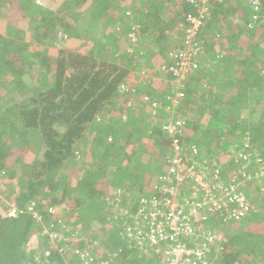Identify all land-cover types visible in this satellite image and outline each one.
<instances>
[{
	"label": "trees",
	"instance_id": "trees-1",
	"mask_svg": "<svg viewBox=\"0 0 264 264\" xmlns=\"http://www.w3.org/2000/svg\"><path fill=\"white\" fill-rule=\"evenodd\" d=\"M86 1L61 2L69 11L72 4ZM202 1L91 0L87 12L71 14L73 22H68L40 0H0V264H80L74 252L85 247L94 264H165L163 256L130 246L124 231L143 197L160 196L154 181L170 166L173 140L162 126L171 119L184 124L179 144L191 164L213 172L218 168L221 181L231 179L228 184L235 188L257 187L243 171L238 173L242 169L258 179L251 166L242 167V157L239 162L226 157L256 150L264 167V62L256 66L264 49L249 45L264 38V0ZM126 7L139 17L129 16ZM191 18L202 22L194 43L203 53L175 104L167 98L174 99L175 92L169 94L164 85L166 79L174 85L176 77L167 70L157 82L145 77L144 71L150 73L155 65L142 61V47L153 44L152 52L168 60L173 43L168 35L178 32L185 39ZM81 20L99 25L97 38L89 36V24L84 27ZM232 24L241 29L226 35ZM242 33L246 40L238 43ZM33 37L53 50L30 49ZM76 41H81L77 50ZM204 81L211 93L199 92ZM150 99L162 105L155 117L148 111ZM210 140L216 141L214 147ZM77 151L91 161L83 166ZM144 152L152 156L147 162L141 159ZM26 153H32V164ZM209 153L212 157H206ZM189 190L183 187L182 197ZM241 191L251 199L252 193ZM118 192L131 195L119 201ZM259 194L264 209V193ZM260 211L235 222L234 230L245 232L247 239L228 232L220 264L264 263ZM214 220L224 224L227 218ZM197 222L203 225L200 216ZM76 226L82 234H75ZM52 232L62 241L54 243ZM248 241L254 244L244 252L242 244ZM108 249L112 254L105 253Z\"/></svg>",
	"mask_w": 264,
	"mask_h": 264
},
{
	"label": "built area",
	"instance_id": "built-area-1",
	"mask_svg": "<svg viewBox=\"0 0 264 264\" xmlns=\"http://www.w3.org/2000/svg\"><path fill=\"white\" fill-rule=\"evenodd\" d=\"M190 22L192 25L185 30L181 48L171 51L168 60L163 61L160 66L163 70L173 72L175 82L187 80L189 75L198 69L196 60L199 54L203 53V48L194 43L202 22L196 18H191ZM131 37L136 40L135 36ZM179 96H183L181 91ZM149 102V112H153L155 117L162 105L155 99H150ZM182 125V121L171 119L162 126L173 143L169 169L155 186L160 196L141 199V206L135 215L130 216L124 235L127 243L133 245L138 252L149 251L160 258L163 256L165 264H219V252L222 250L225 234L224 231L211 233L207 230V225L217 217L241 221L256 210V205L243 191L221 181L218 168L209 172L195 162L191 164V159L188 161L183 157V149L179 144ZM194 151L197 152L195 147ZM239 155L248 159L252 152L247 150ZM263 171L262 166L256 178L259 179ZM243 172L244 176H247L244 170ZM185 186H189L192 192L182 197L181 190ZM49 212L52 213L53 209ZM198 216L202 218V226H198ZM55 237L62 240L58 234ZM74 254L80 264L96 262L86 247L76 250Z\"/></svg>",
	"mask_w": 264,
	"mask_h": 264
},
{
	"label": "rangeland",
	"instance_id": "rangeland-1",
	"mask_svg": "<svg viewBox=\"0 0 264 264\" xmlns=\"http://www.w3.org/2000/svg\"><path fill=\"white\" fill-rule=\"evenodd\" d=\"M62 0H40V3H41V5L42 6H44L46 9H48L49 11H59V13L63 16V17H66V19H67V21L68 22H73V20L72 19H70V18H68V16H70L71 14H73V13H75V12H78V14H82L83 12H87V11H85V10H88V8L91 6V4H92V2H91V0H88V1H86V2H82L81 4H77L76 5V3L75 4H72V6L70 7V10L69 11H67V10H64L63 8V4H62V2H61ZM138 1H143V0H138ZM207 1L208 0H205V2L204 3H207ZM253 1V0H252ZM122 10H124V8L122 9V7H120V11H122ZM126 10L128 11H126V13H128V15L129 16H131V17H134V19H137L138 17H139V15H136V14H134V12H132L131 11V9H129L128 7H126ZM86 17H88V19H89V22H90V17L87 15ZM84 22H82V20H81V22L80 23H82V25L85 27V26H87L88 24V26H89V31H90V33H89V36L90 37H92V39H94L95 37L97 38V36L95 35V33L97 32V30H98V27H99V25L97 24V25H95V26H90V23H88L87 21L88 20H83ZM79 23V24H80ZM116 26H114V28H115ZM233 28V29H232ZM232 28H230V27H226V29L224 30L225 31V34L226 35H229V34H231V35H233L235 32H236V29H237V33L239 32V30L241 29L239 26L237 27H235L234 28V25L232 24ZM117 30H118V26H117V28H116ZM62 30V28L60 27H58L57 28V31H61ZM35 31H33L32 33H34ZM61 34L62 33H58V39H59V37L61 36ZM169 36V39H171V43H172V45H170V47H169V51H171L176 45H180L181 44V46L183 45V43H184V38H183V35H181V34H179L178 32H176V33H171V34H169L168 35ZM250 38L249 39H253L251 36H249ZM176 39V40H175ZM183 40V41H182ZM237 41H239L238 43H241V42H243V41H245L246 40V36H245V34L244 33H242V34H239L238 35V37H237V39H236ZM236 40H230V44L231 45H234V44H236ZM30 41V40H29ZM89 41H91V40H89ZM229 41V40H228ZM72 42V41H71ZM251 42H253L252 40H251ZM31 43L32 44H30V49H33L35 46H40V47H42V48H45L46 50H48V51H52L53 49H52V45L51 44H48V43H37L35 40H34V37L32 38V40H31ZM37 43V44H36ZM258 44L259 46H263V49H264V38L263 37H261L260 38V40H259V42H253V43H249V45H254V44ZM36 44V45H35ZM81 44V41H76L74 44L72 43V45H75L76 46V50H77V46L78 45H80ZM141 47H142V45H141ZM80 48V47H79ZM78 48V49H79ZM143 50H142V55H141V59H142V61H146V58L148 59L147 60V62H150V63H153L154 65H155V67H154V69L153 70H151V72L150 73H147V72H145L144 71V74H145V77H146V75H147V77H149V78H153V79H155L156 80V82L157 81H159L160 79H161V77L162 78H164L165 79V74H163V71H165V70H163L160 66L163 64V61H166L164 58H162L163 56L162 55H157L156 53H153L152 52V49L154 48V45L152 44L151 46H149L148 45V47L147 46H144L143 45ZM56 50H59V46L56 48ZM79 51H82V49L81 50H79ZM132 51H133V49H131V48H128L127 49V52L128 53H131L132 54ZM223 54V53H222ZM222 54H220L219 56L221 57L222 56ZM162 56V57H161ZM212 57V55H209L208 56V58H211ZM259 60H260V62H258L257 63V65L256 66H260V67H262V65H263V62H264V55H261V56H259ZM201 76V75H200ZM186 81V80H185ZM185 81L183 80V81H177V82H175L174 81V85H172L171 83H169L168 81H167V79H166V81H165V85L164 86H166L167 85V87L168 88H170L169 89V94H171L172 93V91H175V98L173 99V98H171V97H167L168 99H172L173 100V103H175L176 104V102L178 101V99L180 98V96H179V91H181L180 90V87H183L184 85H185ZM203 83V82H202ZM194 86V85H193ZM200 87H201V89L199 90V92L202 94V93H204L205 92V94H207L209 91H210V85L208 84H206V81H204V83L202 84V85H199ZM3 88V90L4 91H1V93H3L2 94V96H6V94H7V90L5 89V87H2ZM210 93H211V91H210ZM9 97H12V96H9ZM148 111H149V109H148ZM205 119V118H204ZM89 142H91V141H89ZM210 143H211V145L214 147L215 145H216V141L215 140H210L209 141ZM92 145H94V143H93V141L89 144V146L91 147ZM206 145V144H205ZM204 145V146H205ZM246 145H247V147L249 146V143H246ZM27 150V148H25V151ZM218 152H219V155H221V157H222V152H223V150H218ZM77 158H76V160L77 161H79V162H82L83 164V166L84 165H86L88 162H90L91 160H89L88 159V156H86V155H83V158H82V156L78 153V151H77ZM209 154H211V153H209ZM232 156L230 157V156H228V157H226V156H223L224 158L226 157V160H227V162H229L232 158L233 159H235L236 160V162H239V157H240V155H239V153L238 152H236V151H232ZM31 155H32V153H31ZM29 153H26V156H25V158H26V161H30V164H32V162H33V160L31 159V156ZM212 155L213 154H211V155H209V156H206V157H212ZM244 155V154H243ZM141 156V155H140ZM214 156L216 157V158H219V156L216 154V153H214ZM239 156V157H238ZM152 158V156L151 155H148L146 152H144L143 153V155L141 156V159L144 161V162H147V161H149L150 159ZM216 158H205V161H207V160H214V159H216ZM228 158V159H227ZM204 159V158H203ZM263 160V158L261 157H258L257 155H253V151H252V156L251 157H249L248 159H244L242 162H243V164H242V167L243 166H251V169H250V172H254L255 174H257V175H259L260 173V168H261V166H262V164H261V161ZM242 162H240V163H242ZM74 170H78L79 171V167H77V166H73L72 167ZM114 169H119L118 168V166H115V168ZM206 170H208L209 172H211V170L209 169V168H206ZM243 170L241 169L238 173L239 174H241V172H242ZM244 172H242V175H244L243 174ZM76 175H78V174H76ZM229 176V175H228ZM247 176H248V179H251V181L252 182H254L256 185H257V187H254V186H249V187H247V185L244 187V189H238V190H248L249 192H247V193H249V194H251L252 193V195L253 196H255V198L254 197H252L251 199H249L251 202H254V205H256V209H257V211H259V212H261L260 211V209L262 210V212H264V209L262 208V205H263V203L261 202V198L260 197H262V195L261 194H259V192H261V193H264V171H263V175L262 176H259V179H257V180H255V181H253L254 179L252 178V176H250L249 175V173H247ZM226 178V177H225ZM224 178V179H225ZM226 180V181H225ZM224 180V182H226V183H228L229 182V180H231V179H225ZM2 182V181H1ZM253 183V184H254ZM3 184H6V183H3ZM154 184H156V182L154 181ZM257 189L259 190V192L257 193ZM245 193V192H244ZM123 193H121V192H118L117 193V197H118V199H119V201H120V199H121V201H122V199L124 198V196H125V198H128L130 195H131V193H126V195H122ZM122 195V196H121ZM0 198H2L3 199V195H1V193H0ZM259 206V207H258ZM62 210V212H59V216H61V214L64 212V210L63 209H61ZM80 212H82L81 210L79 211V213ZM61 221L62 222H65V220L64 219H61ZM211 221H215L214 220V218H213V220H211ZM236 224H238V223H235V221H233V222H231V221H228V220H226L225 221V223L224 224H222L221 225V228L224 230V234H225V238H227V234H228V232L229 233H231V235H233V234H237L240 238H242V239H244V238H246V233L245 232H239L238 230L237 231H235L234 230V226L236 225ZM211 225L212 224H209V225H207V230H209V232H211V233H217L216 232V230L215 229H211ZM93 227H95L96 229H98L99 227H100V225L96 222V224L95 225H93ZM72 230H74V232H75V234H82V232L79 230V227L78 226H76L75 228H72ZM222 230V231H223ZM77 232V233H76ZM113 232H110V234L109 235H111ZM219 233V232H218ZM57 234V233H56ZM55 232H52L51 233V236L53 237V240H54V243H55V241L56 240H58L56 237H55ZM62 239H63V237L62 236H60ZM69 237V236H68ZM102 237H105V238H108V237H106V236H102ZM228 238H230V237H228ZM227 238V239H228ZM247 239V238H246ZM70 239H68L67 241H69ZM59 242L60 241H62V240H58ZM116 241L117 242H119V243H123L122 241H121V239L120 238H117L116 239ZM87 242V241H86ZM254 244V241L253 242H250V241H248L247 243H245V244H242L243 245V247H244V249H242L244 252H247V250H249L251 247H252V245ZM109 245L107 244H105V243H103L102 244V249H104L105 251H107V249H105L106 247H108ZM123 246H124V244H123ZM126 247V246H125ZM235 249H236V247L235 246H233ZM237 250V249H236ZM108 251H110L109 249H108ZM239 252H241V251H239ZM64 253V252H63ZM107 255H110V254H112V251H110V252H105ZM138 255V254H137ZM68 256H72V254H68Z\"/></svg>",
	"mask_w": 264,
	"mask_h": 264
},
{
	"label": "crops",
	"instance_id": "crops-1",
	"mask_svg": "<svg viewBox=\"0 0 264 264\" xmlns=\"http://www.w3.org/2000/svg\"><path fill=\"white\" fill-rule=\"evenodd\" d=\"M253 155H257L258 157H260L261 158V156L258 154V151H256V150H253ZM243 164V163H242ZM261 164H262V166H263V162L261 161ZM261 166V167H262ZM159 183V179H158V181L156 182V184H155V186L157 185ZM189 192L191 193L192 191L191 190H189ZM259 192V190L257 189V193ZM189 193V194H190ZM252 195V194H251ZM252 197H254L255 198V196H253L252 195ZM251 197V198H252ZM254 203V202H253ZM217 220V219H216ZM229 221V220H228ZM222 223H223V221L221 222V223H216L215 221H212L210 224H212L211 225V229H215L216 230V232L218 233V232H221L223 229L221 228V225H222ZM225 230V229H224ZM223 230V231H224ZM70 240H72V238H70Z\"/></svg>",
	"mask_w": 264,
	"mask_h": 264
},
{
	"label": "clouds",
	"instance_id": "clouds-1",
	"mask_svg": "<svg viewBox=\"0 0 264 264\" xmlns=\"http://www.w3.org/2000/svg\"><path fill=\"white\" fill-rule=\"evenodd\" d=\"M128 14V13H127ZM186 30V29H185ZM185 32V31H184ZM181 48V45L177 48V49H175V48H173L171 51H176V50H179ZM171 51H169V53L171 52ZM168 56H169V54H168ZM167 61V60H166ZM182 126H184V124L182 125ZM181 133H182V128H181ZM180 135V134H179ZM239 222V221H238ZM218 263L220 264V252H219V261H218Z\"/></svg>",
	"mask_w": 264,
	"mask_h": 264
}]
</instances>
